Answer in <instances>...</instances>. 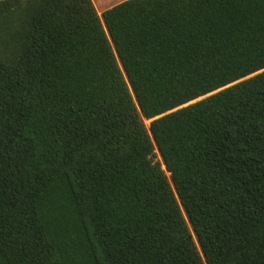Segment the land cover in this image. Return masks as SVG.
<instances>
[{
    "label": "trees",
    "instance_id": "16d2710c",
    "mask_svg": "<svg viewBox=\"0 0 264 264\" xmlns=\"http://www.w3.org/2000/svg\"><path fill=\"white\" fill-rule=\"evenodd\" d=\"M0 264H264V0H0Z\"/></svg>",
    "mask_w": 264,
    "mask_h": 264
},
{
    "label": "crops",
    "instance_id": "0c3cea01",
    "mask_svg": "<svg viewBox=\"0 0 264 264\" xmlns=\"http://www.w3.org/2000/svg\"><path fill=\"white\" fill-rule=\"evenodd\" d=\"M93 3H94V5H95V7H96V10H97V8H98V6L102 9L101 11L99 10H97V12H98V14L101 16L102 15V13L104 12V11H106L107 9H109V8H111V7H113L114 5H116L115 3H109L108 2V4H106V2H104V1H102V0H97V1H95V0H93Z\"/></svg>",
    "mask_w": 264,
    "mask_h": 264
},
{
    "label": "rangeland",
    "instance_id": "374dc122",
    "mask_svg": "<svg viewBox=\"0 0 264 264\" xmlns=\"http://www.w3.org/2000/svg\"><path fill=\"white\" fill-rule=\"evenodd\" d=\"M95 1H97V0H95ZM102 1H104V2H106V4H108V2L109 3H115L116 5L117 4H119V3H121V2H123V1H125V0H102ZM115 6V5H114ZM102 8V7H101ZM99 6H98V8H97V10L99 11H101L102 9H101ZM147 125H149V121H147Z\"/></svg>",
    "mask_w": 264,
    "mask_h": 264
},
{
    "label": "water",
    "instance_id": "95a60500",
    "mask_svg": "<svg viewBox=\"0 0 264 264\" xmlns=\"http://www.w3.org/2000/svg\"><path fill=\"white\" fill-rule=\"evenodd\" d=\"M164 168V170H166V168L165 167H163Z\"/></svg>",
    "mask_w": 264,
    "mask_h": 264
}]
</instances>
